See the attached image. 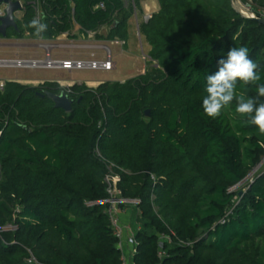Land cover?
I'll use <instances>...</instances> for the list:
<instances>
[{
  "label": "trees",
  "instance_id": "1",
  "mask_svg": "<svg viewBox=\"0 0 264 264\" xmlns=\"http://www.w3.org/2000/svg\"><path fill=\"white\" fill-rule=\"evenodd\" d=\"M129 1L41 0L44 39L78 27L127 41L134 5L144 11L143 0ZM158 3L140 24L156 62L145 72L96 88L8 80L0 90V264H122L101 202L105 161L121 174L123 195L139 201L133 264H264V170L233 189L261 163L264 134L235 100L215 119L202 108L206 76L231 48L249 49L264 83V24L232 0ZM254 3L264 9V0ZM22 11L13 33L36 39L30 0ZM44 90L65 91L72 110L55 107ZM237 94L257 97L256 86L238 82Z\"/></svg>",
  "mask_w": 264,
  "mask_h": 264
},
{
  "label": "rangeland",
  "instance_id": "2",
  "mask_svg": "<svg viewBox=\"0 0 264 264\" xmlns=\"http://www.w3.org/2000/svg\"><path fill=\"white\" fill-rule=\"evenodd\" d=\"M126 3H130L129 0H125ZM155 4H154V2ZM146 6L145 11L140 12L139 9H137V16L133 14L131 19V33H132V40L130 41L129 46L124 47L126 55L122 56L118 60V75H132V77L138 75L139 69L144 66L145 69L155 66L156 62H154L149 54H148V43L145 39V37L141 34L139 30L138 23L141 24L143 20L144 13L147 12V9L149 12H154L158 7V0H145L143 2V6ZM15 16L19 19H22L23 11L16 12ZM129 19V20H130ZM79 29L77 27L73 30L76 31L77 34ZM107 28H104L101 30V33H106ZM89 35H91V40L94 42L96 40L95 34L92 32ZM83 40L88 38V34L85 37H81ZM34 39L30 38L28 35H24L23 37H18L13 33V29L9 28L7 37H3L0 35V59L1 60H12V59H19V58H31L34 54L35 46L32 45L31 42H33ZM102 44H107L110 46V42L108 41H98ZM46 43H42L40 47L45 48ZM108 47V46H107ZM109 48V47H108ZM103 50V51H102ZM102 50L98 51L100 54H102V58L105 57V51L106 49L103 48ZM110 50V49H109ZM89 53V51L87 52ZM93 53V52H92ZM96 53V52H95ZM97 54V53H96ZM129 54V55H127ZM133 55V56H132ZM96 56H99L96 55ZM113 58L115 61V55L113 54ZM42 73H53L51 70H41L39 68H19L12 65L7 64H0V81L6 82L8 80H18L20 78L27 79V78H34L40 76ZM117 73V72H116ZM113 73L101 71V70H91V69H83V70H76L73 73V76L79 78L82 80V82L93 81V79H99L101 77H111ZM140 74V73H139ZM121 77V76H118ZM130 77V78H132ZM128 79V78H127ZM109 81V80H106ZM113 81V80H110ZM23 84H27L24 82H21ZM91 85V83H89ZM90 88H96L91 87ZM260 169V171L264 170V157L261 161V163L253 169L246 180L239 183L237 186L234 187L235 190H240L242 187L244 188V184L247 182L248 179H250L256 172V170ZM135 207L133 206H127L125 210L127 211V221L123 222L125 225L129 224L133 228L134 233L138 229V220L137 215L139 210H135ZM14 228V227H13ZM130 237V233L124 231L122 235V242L124 245L125 250L132 249L134 246L128 241Z\"/></svg>",
  "mask_w": 264,
  "mask_h": 264
},
{
  "label": "built area",
  "instance_id": "3",
  "mask_svg": "<svg viewBox=\"0 0 264 264\" xmlns=\"http://www.w3.org/2000/svg\"><path fill=\"white\" fill-rule=\"evenodd\" d=\"M24 9V0H19ZM30 2L34 5V8L37 12V19H40V7H41V0H30ZM6 4L0 3V16L5 15ZM236 9L245 17L248 18H264V9H255L254 0H236L235 3ZM96 8H105V4L103 1L99 2ZM134 15L137 16V8L134 5ZM152 16V12H147L143 15L142 22H147ZM141 22V23H142ZM139 30L140 24L138 23ZM118 43L124 45L126 41L124 40H117ZM105 57L104 58H97L95 53H92L90 58L85 59H57L53 58L50 54H46L43 58H19V59H12V60H1L0 64H7L16 66L19 68H50V69H64V70H83V69H91V70H103V71H110L115 67V61L113 59V55L111 50L108 47H105ZM5 82L0 81V90L4 89ZM70 87V86H69ZM98 155L101 156L100 152ZM106 168L108 173L105 177V183L107 186V198L102 203L108 204V214L110 216V220L112 226L114 228V232L116 236L119 238V247L122 251V264H133L132 257L136 251V245L138 244L135 233L131 225H125L121 219V215L125 212V208L127 206H137L138 200L137 199H130L123 195V191L120 188V180L121 174L116 170V166L114 163L110 161H105ZM152 178L155 179V176L152 175ZM234 189V188H233ZM225 222V219L222 220ZM13 228L12 226H9ZM140 228V225H138ZM129 232L130 237L128 241L134 246L132 249L125 250L123 242H122V235L123 232ZM161 239L171 240V237L168 235L163 234ZM162 245V242H161ZM165 254L164 251H159V256H163Z\"/></svg>",
  "mask_w": 264,
  "mask_h": 264
},
{
  "label": "clouds",
  "instance_id": "4",
  "mask_svg": "<svg viewBox=\"0 0 264 264\" xmlns=\"http://www.w3.org/2000/svg\"><path fill=\"white\" fill-rule=\"evenodd\" d=\"M28 27L34 29L32 35L36 39H44L43 34L48 29L47 23L35 18ZM218 64V71L206 76V95L202 100L204 114L215 119L235 100V111L248 117L247 123L256 126L264 134V102H258V98L264 97V83H258L261 80L257 72L259 65L250 58L249 49L246 46L231 48L227 58L219 60ZM238 82L244 86L255 85L257 97L238 95Z\"/></svg>",
  "mask_w": 264,
  "mask_h": 264
},
{
  "label": "crops",
  "instance_id": "5",
  "mask_svg": "<svg viewBox=\"0 0 264 264\" xmlns=\"http://www.w3.org/2000/svg\"><path fill=\"white\" fill-rule=\"evenodd\" d=\"M145 2V0H143ZM142 2V4H143ZM154 2V1H153ZM155 4V2H154ZM147 4L144 6V11L146 8ZM159 4L156 10H158ZM155 10V11H156ZM131 19L128 22V28H129V38L126 41L124 45L120 44L117 42V40H99L96 39L94 42L91 40V35H88V38L82 39L81 37H85L86 35L79 30L77 34L76 31L72 32V36L69 35L68 33H63L60 36H58L55 39L51 40H45V39H34L32 43L33 46H35V51L34 54L32 55V58H43L47 53L50 54L53 58L57 59H85V58H90L92 56V52L95 53L96 55L99 54V56H96L97 58H102V54H100L98 51L102 50L105 47H109L111 50L112 55H115V67L106 72H111L113 73L111 77H101L99 79H93V81H86L82 82L81 79L73 76V73L76 70H64V69H50V68H39L41 70H51L53 73H42L38 77L34 78H27L23 79L20 78L18 80H13V81H18V82H24L27 83L28 85L32 86H38L45 81H53L57 82L60 84L62 87H69L72 86L75 83H86L87 85H90L91 87H97L100 83L106 81V80H113V81H124L127 78L132 77V75H118V60L126 55L124 47L129 46L130 41L133 39L132 33H131ZM78 29V27H77ZM74 35V36H73ZM98 41H108L110 42V46L107 44H102ZM42 43H46V47H40ZM150 50V45L148 44V51ZM89 51V53H87ZM103 51V50H102ZM129 55V54H127ZM133 56V55H132ZM114 59V58H113ZM144 66L139 69L138 74L145 72ZM103 71V70H101ZM117 72V73H116ZM121 76V77H118ZM123 212L121 215V219L123 222L127 221V214ZM126 220V221H125ZM129 250V249H128Z\"/></svg>",
  "mask_w": 264,
  "mask_h": 264
},
{
  "label": "water",
  "instance_id": "6",
  "mask_svg": "<svg viewBox=\"0 0 264 264\" xmlns=\"http://www.w3.org/2000/svg\"><path fill=\"white\" fill-rule=\"evenodd\" d=\"M235 5L236 0H232ZM0 3H5L6 10L5 15L0 16V35L3 37H7V33L9 28H14L18 30V24L16 20V12L22 11L23 6L19 0H0ZM240 13V12H239ZM256 19L259 23L264 24V18H253ZM41 96H47L51 99L57 108H61L66 112H70L73 107V99L69 97V95L65 91H61L60 93H54L48 90H44V92L40 93ZM146 114L149 116L150 111L147 110Z\"/></svg>",
  "mask_w": 264,
  "mask_h": 264
}]
</instances>
